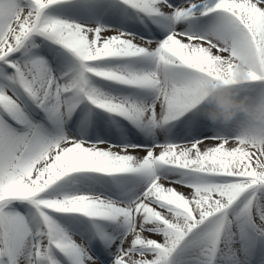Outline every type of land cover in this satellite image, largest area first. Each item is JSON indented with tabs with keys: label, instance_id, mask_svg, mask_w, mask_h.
Instances as JSON below:
<instances>
[{
	"label": "snow or ice",
	"instance_id": "snow-or-ice-1",
	"mask_svg": "<svg viewBox=\"0 0 264 264\" xmlns=\"http://www.w3.org/2000/svg\"><path fill=\"white\" fill-rule=\"evenodd\" d=\"M0 264H264V0H0Z\"/></svg>",
	"mask_w": 264,
	"mask_h": 264
},
{
	"label": "clouds",
	"instance_id": "clouds-1",
	"mask_svg": "<svg viewBox=\"0 0 264 264\" xmlns=\"http://www.w3.org/2000/svg\"><path fill=\"white\" fill-rule=\"evenodd\" d=\"M247 69L241 65L237 69L236 79L238 82L246 80ZM203 105L209 107L204 109V117L211 124L228 125L238 116L249 111L247 100L234 93L232 88L223 85L209 83L202 100Z\"/></svg>",
	"mask_w": 264,
	"mask_h": 264
},
{
	"label": "bare ground",
	"instance_id": "bare-ground-1",
	"mask_svg": "<svg viewBox=\"0 0 264 264\" xmlns=\"http://www.w3.org/2000/svg\"><path fill=\"white\" fill-rule=\"evenodd\" d=\"M203 107H204V108H207V107H209V106H208V105H203ZM216 126L219 127L220 124H217ZM213 144H214V141L209 140V141L206 142V145H202V147H204V146H211V145H213ZM229 147H231V145H229ZM157 151H159V150H157ZM138 154H139V155H143V153H138ZM179 190L182 191V192H185V194L188 193V190H187V189L180 188ZM146 235H147V234H146ZM152 238H153V239H157V240L160 239V237H158V236H153ZM126 246H127V245H126Z\"/></svg>",
	"mask_w": 264,
	"mask_h": 264
}]
</instances>
